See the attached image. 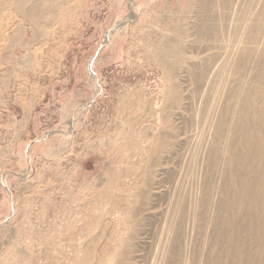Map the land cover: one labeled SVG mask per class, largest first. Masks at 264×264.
<instances>
[{
  "label": "rangeland",
  "instance_id": "1",
  "mask_svg": "<svg viewBox=\"0 0 264 264\" xmlns=\"http://www.w3.org/2000/svg\"><path fill=\"white\" fill-rule=\"evenodd\" d=\"M194 24L185 0H0V264L162 263L209 133L156 55Z\"/></svg>",
  "mask_w": 264,
  "mask_h": 264
},
{
  "label": "bare ground",
  "instance_id": "2",
  "mask_svg": "<svg viewBox=\"0 0 264 264\" xmlns=\"http://www.w3.org/2000/svg\"><path fill=\"white\" fill-rule=\"evenodd\" d=\"M185 2L195 43L186 44L191 32L182 29L156 57L174 74L188 67V106L197 110L189 122L204 134L208 126L209 140L193 160H202L205 173L199 205L164 227L171 241L161 264H264V0ZM38 13L37 6L30 15ZM190 47L204 50L186 63ZM181 90L174 85L176 108Z\"/></svg>",
  "mask_w": 264,
  "mask_h": 264
}]
</instances>
